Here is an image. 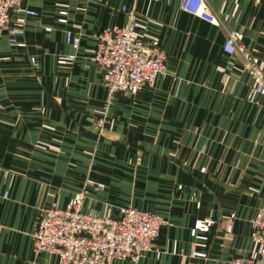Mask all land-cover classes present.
I'll use <instances>...</instances> for the list:
<instances>
[{
	"label": "crops",
	"instance_id": "crops-1",
	"mask_svg": "<svg viewBox=\"0 0 264 264\" xmlns=\"http://www.w3.org/2000/svg\"><path fill=\"white\" fill-rule=\"evenodd\" d=\"M180 2L27 0L39 16L17 45L0 39V264H57L33 251L35 222L79 191L87 213L132 205L166 219L159 257L146 252L138 264L252 254V219L264 207V107L247 97L241 58L222 44L234 30L264 74V0H206L220 26ZM121 7L165 52L167 73L109 96L92 52L103 27L126 24Z\"/></svg>",
	"mask_w": 264,
	"mask_h": 264
},
{
	"label": "built area",
	"instance_id": "built-area-1",
	"mask_svg": "<svg viewBox=\"0 0 264 264\" xmlns=\"http://www.w3.org/2000/svg\"><path fill=\"white\" fill-rule=\"evenodd\" d=\"M180 9L212 25H221L206 0H181ZM121 11L127 16L126 24L103 27L95 36L92 52V61L103 72V86L109 96L152 86L158 76L167 73L165 52L139 35L134 10L121 7ZM59 13L58 21L64 23L66 12ZM38 16V10L28 6L27 0H0V39L5 38L10 46L17 45L27 19ZM225 32L223 53L240 56L250 81L247 97L259 96L264 107V74L260 66L236 40L234 30ZM65 40L73 46L78 43L71 30L65 31ZM102 122L98 121V126ZM84 198L85 193L79 191L64 208L52 205L41 210L32 235L35 253L54 254L57 264H115L119 260L138 264L146 252L159 257L160 250L154 242L167 223L165 218L132 205L119 207L116 215L87 213L82 208ZM252 226V254L232 256L228 264H264V207L257 210Z\"/></svg>",
	"mask_w": 264,
	"mask_h": 264
},
{
	"label": "rangeland",
	"instance_id": "rangeland-1",
	"mask_svg": "<svg viewBox=\"0 0 264 264\" xmlns=\"http://www.w3.org/2000/svg\"><path fill=\"white\" fill-rule=\"evenodd\" d=\"M1 50H0V56H3V55H1ZM6 60V59H5ZM1 76H3V73H1V65H0V78H1ZM154 254V253H153ZM155 256V255H154Z\"/></svg>",
	"mask_w": 264,
	"mask_h": 264
}]
</instances>
